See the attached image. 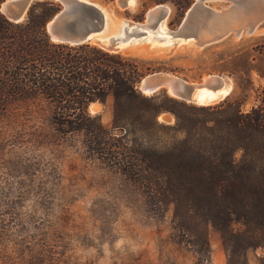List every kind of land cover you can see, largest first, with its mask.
<instances>
[{"label": "trees", "instance_id": "obj_1", "mask_svg": "<svg viewBox=\"0 0 264 264\" xmlns=\"http://www.w3.org/2000/svg\"><path fill=\"white\" fill-rule=\"evenodd\" d=\"M5 1L0 115L14 104L47 113L60 133L81 135L88 153L120 172L149 203L173 207L180 240L202 258H210L214 227L228 264H250L248 251L264 249V84L255 85L251 63L236 68L226 60L217 69L235 83L219 103H189L165 90L145 94L141 80L165 67L92 42L52 41L47 24L62 7L55 0H34L20 22L2 12ZM110 99L108 127L90 107ZM164 113L174 121L161 120Z\"/></svg>", "mask_w": 264, "mask_h": 264}, {"label": "rangeland", "instance_id": "obj_2", "mask_svg": "<svg viewBox=\"0 0 264 264\" xmlns=\"http://www.w3.org/2000/svg\"><path fill=\"white\" fill-rule=\"evenodd\" d=\"M93 1L113 8L110 33L125 18L144 23L150 9L168 8L163 22L120 50L165 67L160 71L196 82L220 74L227 60L236 68L251 63L255 85L264 84V21L252 34L174 48L177 37L168 31L180 26L194 0H135L127 8L119 0ZM230 3L208 1L214 8ZM246 49L248 55H238ZM90 109L111 126V99ZM47 118L26 104L0 115V264H228L220 231L210 228V258H202L180 240L173 207L149 203L120 172L93 158L81 135H64ZM160 119L173 122L174 116ZM263 256V248L247 253L250 264H262Z\"/></svg>", "mask_w": 264, "mask_h": 264}, {"label": "water", "instance_id": "obj_3", "mask_svg": "<svg viewBox=\"0 0 264 264\" xmlns=\"http://www.w3.org/2000/svg\"><path fill=\"white\" fill-rule=\"evenodd\" d=\"M61 3V9L47 24L49 37L54 42L80 44L92 42L109 50L120 51L129 42L142 35H147L150 29L160 24L168 14V8L157 5L147 13V22L133 23L123 19L118 30L110 33V19L113 8L93 0H55ZM135 0H119V5L127 8ZM208 1H229L227 8H214ZM34 0H6L1 7L2 12L12 21H23ZM237 14L246 19L235 24L216 23L227 15ZM264 21V0H194L188 9L180 26L171 32L177 37L174 48L180 43L191 44L203 48L219 41L231 33L241 36L246 30L249 34L255 32L258 25ZM159 39L167 37L158 36ZM169 88L173 89L170 93ZM221 91L214 98H201V90ZM140 89L145 94H153L167 90L171 96L195 104H215L230 96L234 90V81L230 76L210 74L201 81L190 82L169 72L159 71L146 75L140 82Z\"/></svg>", "mask_w": 264, "mask_h": 264}, {"label": "bare ground", "instance_id": "obj_4", "mask_svg": "<svg viewBox=\"0 0 264 264\" xmlns=\"http://www.w3.org/2000/svg\"><path fill=\"white\" fill-rule=\"evenodd\" d=\"M245 20L246 19H243V18H240V17H238L237 16V14H233V15H227V16H225V17H222V18H220L219 19V21L218 22H216V23H220V24H235V23H242V22H245ZM163 22V21H162ZM165 29H167V28H165ZM163 30V29H162ZM161 31V30H160ZM164 31V30H163ZM162 33V32H161ZM162 36H164V35H162ZM167 36V35H166ZM168 38V37H167ZM169 39V38H168ZM208 77V76H207ZM206 77V78H207ZM169 91L171 92V93H173L174 91H173V89L172 88H169ZM221 93V91H212V90H209V89H206V88H204V89H202L201 90V95H200V97L201 98H214V97H216L218 94H220Z\"/></svg>", "mask_w": 264, "mask_h": 264}]
</instances>
